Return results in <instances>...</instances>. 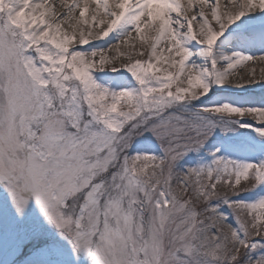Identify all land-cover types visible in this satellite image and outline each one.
Here are the masks:
<instances>
[{
  "label": "snow or ice",
  "instance_id": "obj_1",
  "mask_svg": "<svg viewBox=\"0 0 264 264\" xmlns=\"http://www.w3.org/2000/svg\"><path fill=\"white\" fill-rule=\"evenodd\" d=\"M91 3L89 21V0H0V185L17 216L34 199L92 264H264V195L241 198L264 187V158L217 149L210 163L178 169L217 130L251 120L264 138V107L209 96L259 83L231 77L264 54L226 51L221 38L264 16V0H196L195 12L193 0ZM133 31L143 50L119 53ZM146 133L162 155L132 154ZM33 239L61 254L57 241Z\"/></svg>",
  "mask_w": 264,
  "mask_h": 264
},
{
  "label": "rangeland",
  "instance_id": "obj_2",
  "mask_svg": "<svg viewBox=\"0 0 264 264\" xmlns=\"http://www.w3.org/2000/svg\"><path fill=\"white\" fill-rule=\"evenodd\" d=\"M91 3V0H89ZM95 5H92L94 8ZM136 36L137 44L141 42L140 37ZM136 51H140V47L136 46ZM145 56V55H144ZM144 56L134 55L133 61L141 59ZM119 66V62L117 63ZM104 80H109L113 74H99ZM118 75V74H117ZM245 87L246 89H251ZM230 88V87H229ZM234 91L235 88H230ZM214 90V89H213ZM237 90V89H236ZM229 94L210 93L209 96L213 101H224L225 96ZM207 98H205V101ZM250 118V117H249ZM241 123H244L241 121ZM251 125L249 128H239L237 125H232V131L217 132L209 138L205 146L198 152H190L185 156L178 165L179 170H185L197 165L210 163L212 156L210 153L219 149V155L231 159H237L248 162H258L264 158V138L257 135L253 129L258 125L247 122ZM147 138H139L132 154L137 151H148L154 155H162L159 143L150 134H145ZM264 195V187L257 188L253 192L242 193L241 198L246 201H254ZM225 211L227 209L225 208ZM33 237H43L45 240H55L61 250L59 256L49 255V250L45 246L44 241L34 240ZM15 247L16 251L10 254V249ZM23 252L24 256L20 253ZM46 258L49 264H92L91 258L85 252L76 253L73 251L71 244L61 238L58 230L51 225L40 211L35 200H31L23 215L17 216L12 205L11 198L5 189V192L0 196V264H28V261L33 258Z\"/></svg>",
  "mask_w": 264,
  "mask_h": 264
},
{
  "label": "bare ground",
  "instance_id": "obj_3",
  "mask_svg": "<svg viewBox=\"0 0 264 264\" xmlns=\"http://www.w3.org/2000/svg\"><path fill=\"white\" fill-rule=\"evenodd\" d=\"M51 3L57 4L59 6L60 0H50ZM81 4V8L83 7V0H79ZM224 0H221V3L223 5ZM68 3H71V0H68ZM182 5L187 6L188 0H181ZM92 3H89V13L86 15V19L90 21L91 19V12H92ZM198 3H196V0H193L192 3V10L193 12L198 10ZM80 9L76 10V14L78 15ZM192 13L190 12L189 15ZM243 29L245 31V37H251L254 39L255 35H258L257 41L255 43L258 44V46H252L249 45L247 40L243 38V34L239 32V29ZM264 38V16L260 14H250L249 16L244 17L241 21H238L236 24L232 25L228 32L225 33V36L221 38V41L224 42V47L227 45L226 43H232L235 42V46H231L232 48L227 45L225 47V50H239L243 51L246 54L250 55H262L264 54V48H262L259 44V41ZM111 40V35L107 38ZM128 40L127 44H124L123 42H117L119 43V53H127L130 51H133V45L139 46L141 50L142 49V42L138 43L136 42V36L134 32H132L131 37L126 38ZM91 43H98V44H105L106 42L103 41H95L93 40ZM91 45H89L90 47ZM161 46L166 47V45L162 44ZM109 58L116 56L117 49L115 47H111L110 51H106L105 53ZM147 53H145V56L142 58V60L147 59ZM134 58V55H133ZM121 60H124L126 62V57L121 55ZM254 73V75H253ZM231 79L234 80H241L245 83H247L249 80L254 79L255 81H258L259 83L254 84V86L250 89L242 88V89H234V91H231L229 87L222 88V89H214L212 93H224L229 94L230 96H225L223 98L224 101L233 103L237 106L241 107H264V61H252L247 63L246 65L239 67L235 70V75L231 77ZM252 85H249L250 87ZM252 97L251 100H248V95ZM260 94L263 95L262 100L257 98L255 95ZM247 99V100H246ZM249 118V117H246ZM250 119V118H249ZM252 124L256 125L253 121L248 120ZM246 121V122H248ZM245 122V121H242Z\"/></svg>",
  "mask_w": 264,
  "mask_h": 264
},
{
  "label": "water",
  "instance_id": "obj_4",
  "mask_svg": "<svg viewBox=\"0 0 264 264\" xmlns=\"http://www.w3.org/2000/svg\"><path fill=\"white\" fill-rule=\"evenodd\" d=\"M4 194V187L0 185V196Z\"/></svg>",
  "mask_w": 264,
  "mask_h": 264
},
{
  "label": "trees",
  "instance_id": "obj_5",
  "mask_svg": "<svg viewBox=\"0 0 264 264\" xmlns=\"http://www.w3.org/2000/svg\"><path fill=\"white\" fill-rule=\"evenodd\" d=\"M258 239V238H257Z\"/></svg>",
  "mask_w": 264,
  "mask_h": 264
}]
</instances>
